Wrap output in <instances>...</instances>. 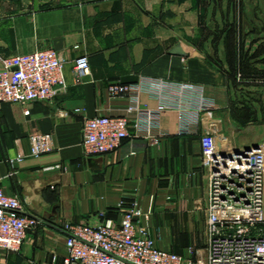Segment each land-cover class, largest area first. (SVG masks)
<instances>
[{"label":"crops","instance_id":"1","mask_svg":"<svg viewBox=\"0 0 264 264\" xmlns=\"http://www.w3.org/2000/svg\"><path fill=\"white\" fill-rule=\"evenodd\" d=\"M220 9L236 25L227 43L220 42V61L228 49L233 54L241 47L244 53L250 49L253 64L264 66V0H0V56L54 50L64 61L67 85L53 101L28 105V115L19 104L0 105V185L5 194L20 198L24 214L43 221L20 251L0 250V264H63L62 226H116L120 203L150 212L148 229L158 248L196 261L177 248L195 243L192 231L203 207L198 140L168 137L137 146L126 159V146L114 154L86 156L82 125L102 116L126 118L132 126L137 114L127 113L126 98H109L107 87L163 79L201 86L216 106L209 119L218 144L225 137L237 147L233 90L227 68L221 67L227 64L213 58L207 45ZM177 45L184 56L170 54ZM80 55L87 56L90 72L75 84L73 61ZM140 103L149 110L157 106L145 93ZM160 126L174 133L176 113H162ZM33 134L50 136L52 151L28 157ZM20 153L25 159L11 164ZM100 212L103 219L97 217Z\"/></svg>","mask_w":264,"mask_h":264},{"label":"built area","instance_id":"2","mask_svg":"<svg viewBox=\"0 0 264 264\" xmlns=\"http://www.w3.org/2000/svg\"><path fill=\"white\" fill-rule=\"evenodd\" d=\"M63 68V59L50 49L0 56V105L19 104L28 115L26 107L31 103L53 101L67 89ZM72 71L75 84L81 83L90 72L86 55L74 59ZM143 93L157 100L154 110L141 106ZM107 95L126 98L127 113H136L137 118L132 126L126 118L84 119L81 144L86 156L114 154L126 146V159L137 153V146L144 148L168 137L198 140L210 183L205 207L206 255L193 261L158 248L148 229L150 212L135 204L125 207L120 203L121 220L116 226H62L63 264H264V144L247 151L231 148L225 137L218 144L209 119L216 110L215 103L196 84L140 78L134 83L109 85ZM166 111L177 115L174 133L160 126V116ZM130 127L133 135L129 134ZM28 143V157L38 158L53 149L46 135L33 134ZM25 157L20 153L10 163H19ZM104 216L100 212L97 217ZM42 224L41 219L24 214L20 198L5 194L0 185V250L20 251L28 233Z\"/></svg>","mask_w":264,"mask_h":264},{"label":"rangeland","instance_id":"3","mask_svg":"<svg viewBox=\"0 0 264 264\" xmlns=\"http://www.w3.org/2000/svg\"><path fill=\"white\" fill-rule=\"evenodd\" d=\"M215 20L213 17L212 22V32L211 38H208L207 45L211 47L213 52V58L217 59L220 64L225 62L227 66H221L227 68V74L231 80L232 85V117H233V128H238L239 133L236 137L234 135V141L237 144L238 149L244 147H253L254 145L264 144V85L258 84L253 85L251 82L254 80H259L264 82V66H256L252 63L254 57H252L250 49L241 51H234L232 54L230 49H228V55H222V61H220V55L218 54V48L220 42L227 43L228 40H224L226 36H230V33L235 30V23L229 21L228 18H225L226 13H221ZM250 28V24L248 25ZM261 28L264 29L263 24ZM241 44V40L239 41ZM264 44V43H263ZM227 45V44H226ZM228 45L232 47L230 41ZM227 45V46H228ZM215 50V51H214ZM264 50V48H263ZM262 51V50H261ZM216 52V53H214ZM257 58V57H256ZM260 61L264 62V57L260 56ZM261 65H264L261 63ZM232 125V124H231ZM253 126V130L251 127ZM241 139L244 144H240ZM224 143L221 144L223 146ZM234 149V144L230 145ZM201 176H202V186H201V200H202V210L198 214L195 231H192L193 237L195 238V243L190 247H181L177 248L180 253L187 255H195V257H202L206 255L207 251V237L205 233V221L206 213L205 207L209 201V175L204 166H202V161L200 164ZM195 245V246H194ZM181 249V251H180Z\"/></svg>","mask_w":264,"mask_h":264},{"label":"water","instance_id":"4","mask_svg":"<svg viewBox=\"0 0 264 264\" xmlns=\"http://www.w3.org/2000/svg\"><path fill=\"white\" fill-rule=\"evenodd\" d=\"M170 54H172V55H177V56H184V55H185V53H184L182 47L179 46V45L175 46V47L170 51ZM257 146H258V145H254L253 147H254V148H257ZM234 149H235L236 151H238V148L234 147ZM244 149H245V151H247V150H249V147L246 146V147H244Z\"/></svg>","mask_w":264,"mask_h":264},{"label":"trees","instance_id":"5","mask_svg":"<svg viewBox=\"0 0 264 264\" xmlns=\"http://www.w3.org/2000/svg\"><path fill=\"white\" fill-rule=\"evenodd\" d=\"M124 84V83H123Z\"/></svg>","mask_w":264,"mask_h":264}]
</instances>
